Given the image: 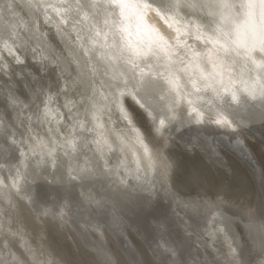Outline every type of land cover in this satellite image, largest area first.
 <instances>
[{"label": "snow or ice", "instance_id": "1", "mask_svg": "<svg viewBox=\"0 0 264 264\" xmlns=\"http://www.w3.org/2000/svg\"><path fill=\"white\" fill-rule=\"evenodd\" d=\"M151 3L174 30L183 59L169 54L172 45L157 33V47L165 53L166 62L148 70L151 46L146 51L133 48L126 56L123 48L116 50L115 40L109 42L113 23L109 16L115 7H124L118 0H0V78L21 76L28 89L23 100L12 89L6 95L0 89L16 113L8 124L0 121L4 160L0 169L7 173L0 177V201L9 205L8 218L0 219V233L7 234L3 249L10 257L0 249V264H119L90 239L88 228L116 231L125 202H135L142 211L151 205L157 194L153 177L159 175L163 187L173 168L164 137L181 128L198 126L197 136L204 137L203 143L194 138L185 147L202 149L225 175L230 171L223 159L228 152L256 167L246 136L255 137L259 131L264 150V0ZM45 28L55 29L62 49ZM142 57L143 63L136 62ZM28 61L41 66L38 72L54 73V79L45 83L44 76L25 71L33 66ZM125 96L147 112L154 128L142 134L133 126ZM157 96L166 101L165 106ZM114 111L126 121L127 131L114 129L112 142L103 129L105 117L113 122ZM34 122L47 126L46 135L35 130ZM125 150L131 160L121 159L119 154ZM105 153L114 164L104 158ZM260 171L264 176V165ZM49 176L58 185L50 201L33 190L38 179ZM199 179L193 176L194 181ZM14 194L28 202L34 220L22 215L24 206L18 205ZM224 196L222 188L205 191L187 206L198 213L202 209L204 221L213 227L223 226L224 236L230 238L224 264H253V258L256 264H264V204L258 222L249 224L258 246L246 251ZM29 224L40 234L39 248L24 241L22 252H12L15 242L8 236L23 240V227ZM69 224L93 247L96 258L41 259L54 255L49 237L63 234ZM165 256L170 264H189L179 245L165 248ZM132 264L138 262L133 259Z\"/></svg>", "mask_w": 264, "mask_h": 264}, {"label": "bare ground", "instance_id": "2", "mask_svg": "<svg viewBox=\"0 0 264 264\" xmlns=\"http://www.w3.org/2000/svg\"><path fill=\"white\" fill-rule=\"evenodd\" d=\"M146 17L151 21V25L158 28L160 34L166 38L169 35L175 36L174 30L170 29L164 19L156 13H146ZM44 31L48 33L52 42L62 49L58 37L55 36V29L45 28ZM28 63L33 66L25 71L44 76L45 83L54 79L55 74L51 71L38 72L40 65L34 64L32 61H28ZM0 89H4L5 95L9 89H12L22 100L28 91L21 76L11 78L3 76L0 78ZM123 99L134 127L139 128L142 134H145L146 129L154 128L147 112L141 109L131 96H125ZM157 99L162 107L166 105L165 100L159 96ZM10 117L15 120L16 113L12 111L4 96L0 95V121L8 124ZM118 119H120L119 113L114 111L113 123L115 121L117 124ZM108 123L109 121L105 117L103 130ZM125 125L126 121H123V128L120 130L122 134L127 131ZM34 128L40 135H46V125L34 122ZM197 128L198 126L193 125L191 128H181L179 133L165 135L164 138L169 144L168 151L173 161V168L168 178L164 180L163 187H161V177L159 175L153 177L157 194L153 197L150 206L142 211L135 202H125L122 222L117 226L116 231L101 229L97 232L88 228V232L91 234L90 239L107 249L119 264H132L133 259L138 264H170L165 256V248L169 246L175 248L177 245L180 246V251L184 253L189 264H196L197 260L200 264H213L214 260H219L221 264H224L223 254L229 252L230 238L224 236L223 226L213 227L204 221L202 209L198 213L187 206L189 201L198 199L205 191L215 192L217 188H222L225 193V207L228 208L233 228L245 250L247 251L254 245L258 246V239L251 238L249 224L258 222L261 206L264 204V182H262L264 176L260 171L261 165H264V150H262L259 141V131L255 137H252L251 134L246 136L252 148L256 167L253 168L240 156L228 152L223 159L230 167V171L228 175H225L224 169L213 164L202 149H192L190 144L188 148L185 147V142L192 141L194 138L200 139L203 143L204 137L197 136ZM110 134H108L109 139L115 142L114 132ZM158 139L159 136H157ZM209 139L212 138L209 137ZM213 142L217 143L219 147L218 142L214 140ZM119 155L121 159L131 160L127 150ZM104 158L109 159V154L105 153ZM110 162L114 163L109 159ZM2 163L4 160L0 157V164ZM131 166L134 167V165ZM5 176H7L6 171L0 169V177ZM193 176H199V182L194 181ZM51 180V176L47 180L38 179L33 185L34 193L41 199L50 201L56 197L58 185L51 183ZM13 198L18 205L24 206L22 215L34 220V214L31 212L28 202L15 194ZM247 209L253 211L248 212ZM8 211L9 205L0 201V219H7L5 213ZM38 227H43V225L38 224ZM6 235V233H0V249H3ZM8 240L15 242L12 252L17 254L24 250L21 247L24 241L36 249L42 243L39 232L34 231L30 224L23 227V240L19 236H8ZM49 240L53 244L55 253L52 256L41 257L45 261L59 260L61 257L69 261H91L96 258L93 247L86 245L76 229L70 224L63 234L53 233ZM3 251L5 257L10 258L8 250L3 249ZM253 264H256L255 258H253Z\"/></svg>", "mask_w": 264, "mask_h": 264}, {"label": "clouds", "instance_id": "3", "mask_svg": "<svg viewBox=\"0 0 264 264\" xmlns=\"http://www.w3.org/2000/svg\"><path fill=\"white\" fill-rule=\"evenodd\" d=\"M118 4H122L124 7L123 9L115 7L112 15L109 16V20L113 22L109 25L111 28L109 42L115 40L116 50L123 48L126 56L130 54L133 48L146 51L151 46L153 54L147 57L150 62L148 70L155 67L156 63L164 64L166 55L157 47L156 37L157 33L160 34L159 29L153 27L151 21L146 17V13H156V6L151 3V0H118ZM167 39L172 45L169 54L174 55L177 59H183V51L177 45L175 36L169 35ZM133 59L135 60V58ZM144 59L142 57L136 62L143 63Z\"/></svg>", "mask_w": 264, "mask_h": 264}, {"label": "rangeland", "instance_id": "4", "mask_svg": "<svg viewBox=\"0 0 264 264\" xmlns=\"http://www.w3.org/2000/svg\"><path fill=\"white\" fill-rule=\"evenodd\" d=\"M117 121H118L117 124L115 123V121H114V123L113 122H109L108 125H106L105 130H103L105 135L108 138H109L108 134H110V133L112 134V132H114V129L118 128L119 130H122L123 121L121 119H118ZM110 164H111V162H110ZM112 164H114V163H112Z\"/></svg>", "mask_w": 264, "mask_h": 264}]
</instances>
